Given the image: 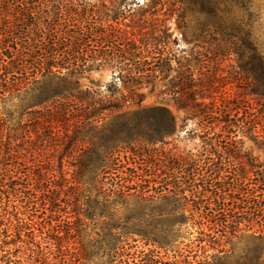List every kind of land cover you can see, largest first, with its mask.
Here are the masks:
<instances>
[{
	"label": "trees",
	"instance_id": "obj_1",
	"mask_svg": "<svg viewBox=\"0 0 264 264\" xmlns=\"http://www.w3.org/2000/svg\"><path fill=\"white\" fill-rule=\"evenodd\" d=\"M0 4V264H177L157 249L185 254L183 264H223L221 241L242 234L259 242L264 264V166L240 138L256 133L250 102L264 109V0ZM172 16L188 49L172 38ZM230 58L231 76L210 72ZM106 65L111 84L78 89ZM158 81L183 123L196 121L201 148L167 154L151 173L131 146L164 145L176 132L166 107L139 108ZM22 106L17 152L4 113ZM159 201L171 205L166 219L145 217ZM129 209L138 216H115ZM78 229L79 248L61 245ZM192 249L201 255L189 261Z\"/></svg>",
	"mask_w": 264,
	"mask_h": 264
},
{
	"label": "rangeland",
	"instance_id": "obj_2",
	"mask_svg": "<svg viewBox=\"0 0 264 264\" xmlns=\"http://www.w3.org/2000/svg\"><path fill=\"white\" fill-rule=\"evenodd\" d=\"M127 3L131 2L133 0H126ZM134 2H138L140 5L144 3V0H134ZM1 6V4H0ZM1 8V7H0ZM176 16H172V18L167 22V25L170 29V32L172 34V38L176 39L178 42L179 48L188 49L186 46V43L184 42L182 38V31L177 27L175 23ZM191 21V27H196V24L194 23L192 17L189 18ZM0 30H2V17H0ZM207 56V55H206ZM209 57V56H207ZM239 70V62L233 61V58L230 59H224L222 61H219L217 65L213 64L211 65V73L213 74H221L225 76H231L233 72ZM113 69L110 65H106L103 68L99 69L98 71H91L87 72L85 75L81 76L77 80V86L79 90H86V89H100L103 90L107 85L111 84L113 82ZM71 83L74 82V79L70 80ZM163 82L158 81L154 87L153 90L150 92L149 89L144 91V99L142 103L140 104V109H150L157 106H164L167 108L168 112L173 116L175 120V127L176 132L172 137L166 140L167 143L164 145L162 144H156L154 146L146 145L145 143H135L132 149H134L135 152L143 153V156H140L135 158V161L138 164H141L142 168L146 171H152L151 173H154L153 168H150L148 165L150 163H156L157 165H161V163L165 160V156L167 154L172 155L176 154L179 155L181 153L191 152L196 153L197 150H200L201 143L197 138H193L194 132H191L192 129H195L196 121L193 122H184V112L178 110L176 104L169 99V97L164 96L161 94V86ZM227 90L230 89V87H226ZM232 92V91H231ZM251 110H253L256 118V133L251 134L250 136H240L243 144V148L247 150L259 163H261L264 166V109L261 108L259 105L255 104L254 102H250ZM15 105L18 104V102L14 103ZM23 107V106H22ZM10 107L11 114L9 112L4 113L6 118L5 126L3 127L6 130V145H9L11 148L19 152V144H20V135L24 128V117L22 114L24 113L25 107ZM8 109V108H6ZM134 108H123L121 111L118 112V114H124V113H130ZM182 127V129H181ZM22 128V129H21ZM193 131V130H192ZM187 132V133H186ZM195 135V134H194ZM84 147L88 146V143L84 141L83 144ZM57 157V155L55 156ZM18 157H14L13 160H16ZM127 158L130 157V153L121 154L119 157V160L124 162L127 160ZM126 162V161H125ZM4 163L5 160H4ZM147 165V167L145 166ZM131 169V166H126ZM156 174L159 175L157 172ZM161 178V177H160ZM63 199V198H62ZM64 204H61V207L63 208ZM134 207V205H130L129 208ZM157 210L152 213H145V217L152 216V218H161L166 219L165 213L169 211L171 208L170 204H167L166 202H158L156 205ZM129 209V211H122L115 214L117 217L125 218V217H135L138 216V213H136V210ZM69 209L66 210L68 212ZM71 215L69 214H63L61 215L62 221H70L69 217ZM59 225H62L61 222ZM79 232V238L77 237V234L74 233L63 235L60 243L63 246H67L68 248H79L80 247V240L81 232L80 229H78ZM86 235L91 234V232L87 229L85 231ZM187 240L184 241V244H187ZM139 246L141 244H138ZM182 246L181 248H183ZM149 249H152L151 247H148ZM146 248H144L145 250ZM217 249H223L225 254V259L223 261V264H256L257 263V257L259 256V253H261L260 244L257 240L252 239L251 237H248L247 235H236V237L230 238L228 241L222 240L220 247ZM0 250L2 251V220L0 221ZM158 251V255L160 258H162L163 262H171L173 260L177 261V264H183L185 261V254L183 257L179 258L177 257V253L169 251V250H156ZM183 252V251H182ZM196 254L198 257H200L201 252L195 251V249H192V254H190V257L188 258L189 261L192 257V255ZM212 254H215V252L207 251L204 255L211 256Z\"/></svg>",
	"mask_w": 264,
	"mask_h": 264
}]
</instances>
